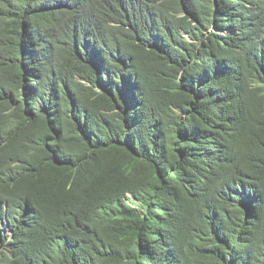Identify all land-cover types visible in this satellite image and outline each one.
I'll list each match as a JSON object with an SVG mask.
<instances>
[{"label":"trees","instance_id":"16d2710c","mask_svg":"<svg viewBox=\"0 0 264 264\" xmlns=\"http://www.w3.org/2000/svg\"><path fill=\"white\" fill-rule=\"evenodd\" d=\"M0 264H264V0H0Z\"/></svg>","mask_w":264,"mask_h":264},{"label":"bare ground","instance_id":"6f19581e","mask_svg":"<svg viewBox=\"0 0 264 264\" xmlns=\"http://www.w3.org/2000/svg\"><path fill=\"white\" fill-rule=\"evenodd\" d=\"M249 89V88H248ZM254 97V96H253ZM241 102V101H240ZM240 135V134H239Z\"/></svg>","mask_w":264,"mask_h":264}]
</instances>
